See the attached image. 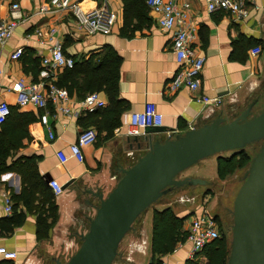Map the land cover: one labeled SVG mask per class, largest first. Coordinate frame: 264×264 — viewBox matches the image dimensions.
Masks as SVG:
<instances>
[{"label":"crops","instance_id":"obj_1","mask_svg":"<svg viewBox=\"0 0 264 264\" xmlns=\"http://www.w3.org/2000/svg\"><path fill=\"white\" fill-rule=\"evenodd\" d=\"M174 1L189 4L191 42L204 57L196 92L186 86L168 90L178 69L171 49L172 31L159 27L157 14L144 0H109L115 20L108 34L86 33L68 11L48 10L45 0H0V18L9 17L12 3L19 5L16 14L21 15L12 34L0 42V101L28 118L30 136L8 156L10 169L0 173V186L12 201L11 211L6 212L0 197V246L16 252L10 259L0 254V264L67 260L79 246V236L87 230L98 204V198L85 190L105 196L119 178L120 169L132 165L147 150L143 136L126 135L130 113L142 110L145 103H154L162 114L164 130L153 133L152 138L163 140L217 116L229 117L253 96L264 95V0H245L248 12L241 19L225 11L207 12L206 0ZM84 4L91 7L99 1L86 0ZM50 28H55L51 37ZM55 41L74 64L60 67L54 78L45 80L66 89V99L56 96L45 110L32 104L19 107L11 86L20 78L25 82L41 79V57ZM255 47L260 52L252 55ZM18 48L21 53L13 57ZM105 75L108 79L102 83ZM90 91H97L105 105L93 111L79 108L78 101ZM198 95L217 98V103L203 104ZM59 106L68 113L59 112ZM43 113L53 138L41 121ZM87 127L95 131L96 139L82 148L83 158L78 161L70 155L69 145L78 131ZM58 151L67 154L65 162L59 160ZM28 165L32 172L25 171L27 180H23L18 169L25 170ZM50 180L61 187L68 184L55 195ZM35 184L37 192L32 193L29 186ZM195 195L188 205L172 209L178 216L191 214L184 223L207 211L204 202L208 194L198 190ZM167 206L147 214L144 230L150 239L154 211ZM190 247L187 241L181 243L173 254L162 258L163 264H184Z\"/></svg>","mask_w":264,"mask_h":264},{"label":"water","instance_id":"obj_2","mask_svg":"<svg viewBox=\"0 0 264 264\" xmlns=\"http://www.w3.org/2000/svg\"><path fill=\"white\" fill-rule=\"evenodd\" d=\"M260 96L229 117L217 116L182 134L153 139L162 126L147 129V150L127 168L104 196L98 198L87 230L65 262L56 264H112L118 246L140 214L160 197L183 186H211L213 181L194 176H177L201 159L224 151H238L257 144L244 180L232 201V225L226 264H264V108L251 115ZM137 139V136H134ZM68 184V183H67ZM67 184L62 185L65 188Z\"/></svg>","mask_w":264,"mask_h":264},{"label":"built area","instance_id":"obj_3","mask_svg":"<svg viewBox=\"0 0 264 264\" xmlns=\"http://www.w3.org/2000/svg\"><path fill=\"white\" fill-rule=\"evenodd\" d=\"M48 10L68 11L74 23L88 34L111 32L112 24L115 20V13L110 8L109 0H98L99 4L87 7L86 0H45ZM150 10L157 14L158 25L163 30L172 31L171 49L178 69L173 74L167 85L168 90L174 91L180 86H186L191 92H196L201 83V72L204 64V57L198 54L192 45L193 24L188 19L187 9L189 4L184 2L181 5L174 0H144ZM206 10L209 13L225 11L241 19L247 16V6L245 0H206ZM19 5H10L9 17L0 18V42L3 43L14 31L21 18L16 14ZM55 28H50V37ZM36 34L41 37V31L36 30ZM260 52L259 47L251 49V54ZM21 53V48L16 49L12 56L16 57ZM41 79L34 82H25L23 78L18 79L11 86L16 95V104L19 107L32 104L43 110L46 109L48 101L54 102L55 97L66 99L67 91L64 88H57L53 83L45 79L54 78L57 69L62 66L72 67L73 59L64 54L62 45L55 41L48 54L41 57ZM2 66L0 64V74ZM197 100L203 104L217 103V98L198 95ZM105 102L98 96L97 91L88 92L80 101L79 108L86 111H93L102 107ZM59 112L67 114V109L58 107ZM10 112V106L5 101H0V121H3ZM41 121L46 123V113L41 114ZM162 125V114L157 110L152 102H147L140 111H133L129 115V123L126 127V135L129 137L145 136L147 129L153 126ZM48 134L53 138L50 128L47 125ZM96 139V133L92 128H83L78 131L76 139L69 145V152L75 159L81 161L83 158L82 148L91 144ZM57 156L61 162H65L67 154L58 151ZM55 195L61 194L63 189L56 180L49 181ZM0 197L5 206V211L10 212L12 201L8 192L0 186ZM185 222V221H184ZM186 224V225H185ZM186 230V240L190 243V251L187 259H199L204 246L220 237L217 225L213 216L207 211L200 215L192 216L190 221L183 223ZM0 254L7 259L15 258L16 252L7 250L0 246Z\"/></svg>","mask_w":264,"mask_h":264},{"label":"rangeland","instance_id":"obj_4","mask_svg":"<svg viewBox=\"0 0 264 264\" xmlns=\"http://www.w3.org/2000/svg\"><path fill=\"white\" fill-rule=\"evenodd\" d=\"M264 108V95L260 98L259 102L254 106L251 115L256 114L258 111ZM257 149V144H252L245 148V154L249 155V158L253 156ZM236 151H224L221 153L213 154L201 159L199 162L190 166L182 171L177 177L182 178L184 176H194L211 180L212 185L207 189L205 185L196 186H183L180 188H174L156 202L151 204L147 210H145L133 223V229L126 233L118 246V255L112 264H148L152 257L150 238L145 232V222L154 208H160L163 205H170L171 209H176L180 205H188L193 201V196L198 190L204 191L208 194V201H205L207 212L210 216H213L220 237H224L229 246L231 238V225H232V201L235 193L244 180V175L249 163L243 168H236L232 173L227 175L224 179H219L216 173L217 159L220 156L228 157ZM207 187V186H206ZM197 198V197H195ZM196 200V199H195ZM203 204V203H202ZM175 213V212H174ZM191 215V214H189ZM181 243L175 245L173 252L165 254L161 257L166 258L167 255L173 254L176 249L179 248ZM201 257L198 259L204 263V259ZM205 257V256H204ZM66 260H64L65 262ZM162 260V264H163ZM185 263V262H184Z\"/></svg>","mask_w":264,"mask_h":264},{"label":"trees","instance_id":"obj_5","mask_svg":"<svg viewBox=\"0 0 264 264\" xmlns=\"http://www.w3.org/2000/svg\"><path fill=\"white\" fill-rule=\"evenodd\" d=\"M106 75L102 83L107 81ZM116 77V74H113V81H116ZM27 119L22 117L21 112L18 110L10 108L9 114L0 124V173L10 169V164L7 163L8 156L23 145V139L30 137ZM250 159L249 155L245 154V148L234 152L228 157H218L216 166L217 177L224 179L236 168L245 167L250 162ZM31 168L32 166L28 165L25 170L18 169L23 180H27L26 172L28 174L31 173ZM28 183L32 186L31 181H28ZM30 186L32 193L37 192L36 188L38 186L36 184L35 187ZM188 215L178 216L169 206L154 211L150 239L152 257L148 264H162L161 257L163 255L173 252L178 242H185L187 232L183 229V223ZM228 253L229 246L226 239L219 237L206 244L202 249L201 254L206 258L204 263L198 259H186L184 264H226Z\"/></svg>","mask_w":264,"mask_h":264}]
</instances>
